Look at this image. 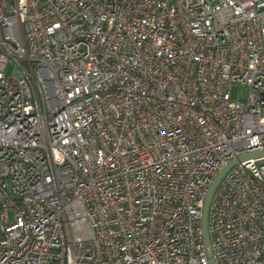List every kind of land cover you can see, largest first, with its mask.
I'll use <instances>...</instances> for the list:
<instances>
[{
  "label": "built area",
  "instance_id": "built-area-1",
  "mask_svg": "<svg viewBox=\"0 0 264 264\" xmlns=\"http://www.w3.org/2000/svg\"><path fill=\"white\" fill-rule=\"evenodd\" d=\"M257 150L264 0H0V264H209ZM208 229L264 264V156Z\"/></svg>",
  "mask_w": 264,
  "mask_h": 264
},
{
  "label": "water",
  "instance_id": "water-1",
  "mask_svg": "<svg viewBox=\"0 0 264 264\" xmlns=\"http://www.w3.org/2000/svg\"><path fill=\"white\" fill-rule=\"evenodd\" d=\"M264 156V150H257L253 152H249L246 154H243L237 158L232 159L228 164H226L222 170L219 172V174L216 176V178L213 180L212 184L210 185L205 204L203 207V217H202V231H203V241L206 249V253L209 259V264H216L215 259L213 257V251L210 241V235H209V229H208V222H209V208L210 204L213 198V195L222 181L223 177L228 173V171L234 167L235 165L239 164L240 162L249 160L251 158L261 157Z\"/></svg>",
  "mask_w": 264,
  "mask_h": 264
},
{
  "label": "rangeland",
  "instance_id": "rangeland-1",
  "mask_svg": "<svg viewBox=\"0 0 264 264\" xmlns=\"http://www.w3.org/2000/svg\"><path fill=\"white\" fill-rule=\"evenodd\" d=\"M12 68H13V64H10V66L7 69V73L8 74H10L12 72ZM241 91L245 92L246 89H242ZM233 92H234V94H237L239 92V89L238 88H233ZM9 217H10V220H13V212L12 211L9 212Z\"/></svg>",
  "mask_w": 264,
  "mask_h": 264
}]
</instances>
